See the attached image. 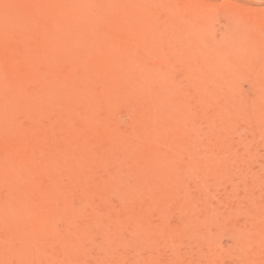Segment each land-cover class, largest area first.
<instances>
[{
    "label": "rangeland",
    "instance_id": "obj_1",
    "mask_svg": "<svg viewBox=\"0 0 264 264\" xmlns=\"http://www.w3.org/2000/svg\"><path fill=\"white\" fill-rule=\"evenodd\" d=\"M0 127V264H264V0H0Z\"/></svg>",
    "mask_w": 264,
    "mask_h": 264
},
{
    "label": "bare ground",
    "instance_id": "obj_2",
    "mask_svg": "<svg viewBox=\"0 0 264 264\" xmlns=\"http://www.w3.org/2000/svg\"><path fill=\"white\" fill-rule=\"evenodd\" d=\"M26 74H27V73H26ZM32 74H33V73H32ZM33 76H34V75H33ZM33 78L35 79V77H33ZM16 80H17V79H16ZM17 81H19V80H17ZM20 81H21V80H20ZM1 83H2V82H1ZM30 84H31V83H30ZM33 84H34V82H33ZM61 84H62V83H61ZM59 85H60V84H59ZM60 87H62V86L60 85ZM57 88H58V87H57ZM112 88H113V87H112ZM58 89H59V88H58ZM6 91H7V90H6ZM52 92H53V91H52ZM58 92H59V90H58ZM60 92H61V91H60ZM8 93H9V92H8ZM53 94H54V93H53ZM85 94H86V92H85ZM64 95H65V94H64ZM16 96H17V95H16ZM56 96H57V95H56ZM79 96H81V94H80ZM83 96H84V95H83ZM20 97H21V96H20ZM24 97H25V96H23V98H24ZM7 98H8V97H7ZM93 98H94V97H93ZM27 99H28V98H27ZM88 99H89V98H88ZM4 100H5V99H4ZM7 100H9V99H7ZM97 100H98V99H97ZM11 101H12V100H11ZM27 101H28V100H27ZM27 101H26V102H27ZM4 102H5V101H4ZM4 102H3V103H4ZM9 103H10V100H9ZM9 103H8V104H9ZM28 103H30V102H28ZM90 103H91V101H90ZM4 104H5V103H4ZM22 104H23V103H22ZM69 104H70V103H69ZM24 105H25V101H24ZM67 105H68V104H67ZM3 106H5V105H3ZM11 106H12V105H11ZM15 106H16V105H15ZM71 106H72V103H71ZM27 107H28V106H27ZM27 107H26V108H27ZM3 108H4V107H3ZM6 108H7V107H6ZM6 108H5V109H6ZM15 108H16V107H15ZM5 109H4V110H5ZM17 109H18V108H17ZM1 111H2V110H1ZM8 111H9V110H8ZM20 111H21V110H20ZM34 111H35V110H34ZM14 112H15V111H14ZM14 112H13V113H14ZM1 113H2V112H1ZM7 113H8V112H7ZM13 113H12V114H13ZM51 113H52V112H51ZM6 117H7V116H6ZM6 117H5V118H6ZM2 118H3V117H2ZM5 118H4V120H6ZM17 118H18V117H17ZM8 124H9V123H8ZM10 125H11V124H10ZM10 127H11V126H10ZM7 128H9V127H7ZM20 128H21V127H20ZM50 128H51V127H50ZM0 129H1V127H0ZM2 129H3V127H2ZM24 129H25V128H24ZM24 129H23V130H24ZM21 130H22V128H21ZM1 131H2V130H1ZM19 131H20V130H19ZM24 131H25V130H24ZM4 132H6V131H3V133H4ZM35 132H36V131H35ZM37 132H38V131H37ZM45 132H47V130H45ZM45 132H43V133H45ZM48 132H50V131H48ZM6 133H7V132H6ZM8 133H10V131H9ZM33 133H34V132H33ZM40 133H41V132H40Z\"/></svg>",
    "mask_w": 264,
    "mask_h": 264
}]
</instances>
